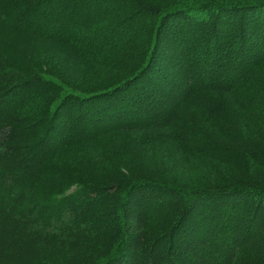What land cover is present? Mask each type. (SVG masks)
I'll use <instances>...</instances> for the list:
<instances>
[{"label": "trees", "instance_id": "obj_1", "mask_svg": "<svg viewBox=\"0 0 264 264\" xmlns=\"http://www.w3.org/2000/svg\"><path fill=\"white\" fill-rule=\"evenodd\" d=\"M0 264H264V0H0Z\"/></svg>", "mask_w": 264, "mask_h": 264}, {"label": "rangeland", "instance_id": "obj_2", "mask_svg": "<svg viewBox=\"0 0 264 264\" xmlns=\"http://www.w3.org/2000/svg\"><path fill=\"white\" fill-rule=\"evenodd\" d=\"M147 2H149V3H155V4H157V5H165L169 0H146ZM91 66H93L94 67V64L93 65H91ZM93 67H91V68H89L88 67V70L91 72V71H93V72H95L93 69ZM59 70L61 71V69L59 68ZM59 70H57L58 71V73L60 72ZM87 70V69H86ZM81 73L82 72H80V74H79V76L81 75ZM105 148H106V146H104L103 144H101V145H99L98 147L96 146V147H94V149H91L92 151H96V153L98 154V155H100L102 158H107V156H105ZM104 149V152L103 151H101V150H103ZM90 150V151H91ZM101 151V152H100ZM106 151H110V149H107ZM107 153V152H106ZM109 155L110 156H113V157H115L117 160L119 159V157L112 151V152H109ZM134 155V154H133ZM135 156H136V153H135ZM126 157V151H124V153H123V156H122V159L121 160H125L126 161V159H131L132 158V156L131 157H128V158H125ZM127 164H129V163H127Z\"/></svg>", "mask_w": 264, "mask_h": 264}]
</instances>
